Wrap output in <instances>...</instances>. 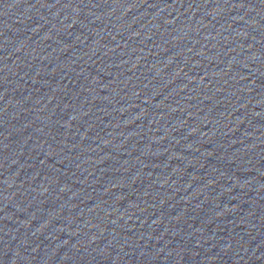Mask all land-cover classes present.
Returning <instances> with one entry per match:
<instances>
[{
	"label": "water",
	"instance_id": "obj_1",
	"mask_svg": "<svg viewBox=\"0 0 264 264\" xmlns=\"http://www.w3.org/2000/svg\"><path fill=\"white\" fill-rule=\"evenodd\" d=\"M0 264H264V0H0Z\"/></svg>",
	"mask_w": 264,
	"mask_h": 264
}]
</instances>
